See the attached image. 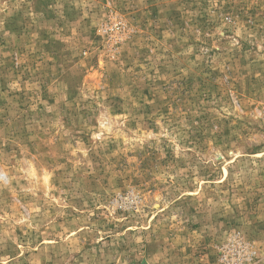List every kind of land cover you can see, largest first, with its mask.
Masks as SVG:
<instances>
[{
    "label": "rangeland",
    "instance_id": "rangeland-1",
    "mask_svg": "<svg viewBox=\"0 0 264 264\" xmlns=\"http://www.w3.org/2000/svg\"><path fill=\"white\" fill-rule=\"evenodd\" d=\"M0 264H264V0H0Z\"/></svg>",
    "mask_w": 264,
    "mask_h": 264
}]
</instances>
